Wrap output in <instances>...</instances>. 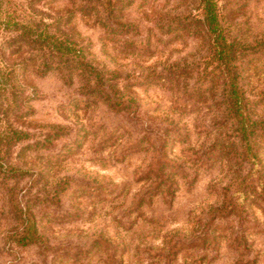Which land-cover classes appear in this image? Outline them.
Listing matches in <instances>:
<instances>
[{"label":"rangeland","instance_id":"374dc122","mask_svg":"<svg viewBox=\"0 0 264 264\" xmlns=\"http://www.w3.org/2000/svg\"><path fill=\"white\" fill-rule=\"evenodd\" d=\"M72 1L83 0H0V61L23 73L22 101L10 116L28 134L10 146V163L25 173L0 168V264H264V168L254 183L246 178L253 187L236 212L212 220L235 169L229 158L207 153L223 130L213 125L218 111L207 103L210 96L195 95L194 74L172 73L205 57L207 39L200 31L159 28L177 15H199V0H112L131 3L114 12L131 30L110 39L77 14L97 62L121 76V87L133 85L127 92L138 98L137 116L82 93L79 77L70 85L62 70L35 74L38 63L26 52L32 43L20 39L12 18L45 28ZM220 4L234 33L250 41L264 36V0ZM19 48L24 52L12 53ZM245 66L252 68L246 76L255 113L264 117V63ZM54 130L61 135L50 140ZM161 156L172 194L161 189L149 196L155 178H145ZM27 203L45 241L10 246L16 206Z\"/></svg>","mask_w":264,"mask_h":264},{"label":"trees","instance_id":"16d2710c","mask_svg":"<svg viewBox=\"0 0 264 264\" xmlns=\"http://www.w3.org/2000/svg\"><path fill=\"white\" fill-rule=\"evenodd\" d=\"M199 4V15H177L172 19L168 18L167 23L161 24L159 28L164 29L166 26L165 31L168 33L178 29L190 30L194 34L200 31L207 39L205 57L190 65H176L172 73L179 76L194 74L196 80L192 86L193 92L200 97L210 96L207 103L218 111L213 118V125L223 130L208 147L207 153L229 158V163L235 170L231 183L222 192L221 207L211 211L212 220H216L236 212L240 198L249 185L253 187L247 177H251L250 182L254 183L253 178L263 175L264 117L255 113L257 100L252 97V90L248 86L250 81L246 76L252 68L245 65L264 63V36L250 41L234 33L233 25L220 0H199ZM72 5L64 15L48 26L45 25V28L36 20L30 26L20 16L16 21L12 18L20 39L32 43L26 52L29 60L38 63L35 74L46 75L51 70H62L67 84L72 85L75 78L79 77L83 82L82 93L97 95L116 112H129L137 116L141 109L138 98L127 92L133 85L124 84L121 87V76L115 71L107 72L104 65L97 62L91 54V40L84 36L76 23L77 14L82 13L103 28L106 39H110L109 35L128 34L131 27L122 23V17L114 15V12L129 7L131 3L83 0L72 1ZM93 11H103V14L94 16ZM21 52L24 50L19 48L12 53ZM257 67L259 66L254 68ZM19 69L23 71L26 67ZM21 77L23 73L16 66L0 61V168L4 174L16 177L23 175L25 171L10 163V146L13 142L28 138V134L14 127L10 116L22 101V85L19 82ZM59 131L54 130L48 138L54 140L56 137L53 138V135H61ZM194 156L195 161L201 157L198 153ZM167 163L168 160L161 156L150 165L145 179L155 180L148 190L149 196L161 189L167 191V195L172 194L170 173L166 171ZM244 172H247L246 177L242 178ZM15 214L17 224L8 231L6 237L10 246H30L45 241L35 212L28 203L16 206Z\"/></svg>","mask_w":264,"mask_h":264}]
</instances>
